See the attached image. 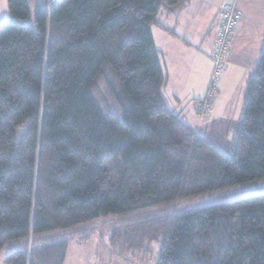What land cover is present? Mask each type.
I'll use <instances>...</instances> for the list:
<instances>
[{
	"label": "trees",
	"instance_id": "obj_1",
	"mask_svg": "<svg viewBox=\"0 0 264 264\" xmlns=\"http://www.w3.org/2000/svg\"><path fill=\"white\" fill-rule=\"evenodd\" d=\"M187 2L7 0L0 250L29 243L8 263L63 264L68 241L43 238L54 230L264 178V49L233 144L165 104L152 25ZM109 240L156 246V264H264V191L129 222Z\"/></svg>",
	"mask_w": 264,
	"mask_h": 264
},
{
	"label": "crops",
	"instance_id": "obj_2",
	"mask_svg": "<svg viewBox=\"0 0 264 264\" xmlns=\"http://www.w3.org/2000/svg\"><path fill=\"white\" fill-rule=\"evenodd\" d=\"M0 1L4 11L0 16L2 22L8 18L9 11L7 0ZM228 2L235 3L241 18L230 40L226 67L228 73L235 72V80L246 83L264 49V0H188L178 11L161 9L159 23L152 25V36L160 51L161 71L165 77L161 89L165 104L198 133L211 129L217 116L220 120L229 115L217 101L220 91L213 99L207 116L198 115L195 111L196 104L207 93L212 72L210 53L217 36L216 11ZM203 60L208 62V66L203 68L204 72L200 69ZM196 116L208 121L199 126Z\"/></svg>",
	"mask_w": 264,
	"mask_h": 264
},
{
	"label": "rangeland",
	"instance_id": "obj_3",
	"mask_svg": "<svg viewBox=\"0 0 264 264\" xmlns=\"http://www.w3.org/2000/svg\"><path fill=\"white\" fill-rule=\"evenodd\" d=\"M2 9L3 3L0 1V16L4 14ZM6 19L4 21H6ZM1 23H3V21H0V24ZM206 42L207 41H205V43ZM205 66H208V62H204L203 60L200 65L202 72H204L203 68ZM225 68L217 86L218 92L220 91L217 101L220 102V105L224 106L223 108H225L229 115L227 117H222L220 120H218L217 116V121H214V124L220 127V129L218 128V132L225 134L227 139L233 144L241 124L240 122L244 112L243 109L247 102L246 83L235 80L236 78L233 75L235 72L230 71L228 73L227 67ZM226 73L228 74L224 76ZM166 101H168V103L170 101L167 96ZM208 112L209 110L207 113ZM196 117L198 118L196 120L199 126L208 121L206 119L202 120L204 117ZM201 133L205 132L201 131ZM220 133L214 135H220ZM205 135H207V133H205ZM260 191H264V178L225 187L224 189H216L213 192L192 195V197L181 198L167 203H159L158 205L149 206L148 208L137 209V211L115 213V215L107 214L95 218L93 221L83 223L77 229L54 230L43 238L48 241L60 239L68 241L67 255L63 264H156L159 248L155 246L154 248L151 247L148 251L131 253L130 251L124 250L117 242L114 245L111 244L109 240L111 233L117 226L129 222L149 219L150 217H158L160 215H171L172 213L180 212L185 209L226 201V199L246 196L247 194L258 193ZM28 248L29 243H26L23 239H16L6 243L5 247L0 250V264H10L7 262L10 256L9 254L17 250H28Z\"/></svg>",
	"mask_w": 264,
	"mask_h": 264
},
{
	"label": "built area",
	"instance_id": "obj_4",
	"mask_svg": "<svg viewBox=\"0 0 264 264\" xmlns=\"http://www.w3.org/2000/svg\"><path fill=\"white\" fill-rule=\"evenodd\" d=\"M217 30L213 48L210 53L212 59V72L209 77L207 93L197 106V113L201 116H207V111L212 105V101L217 94V86L220 76L224 73L227 56L230 51V40L235 35L239 25L241 12L238 11L234 2H228L217 10Z\"/></svg>",
	"mask_w": 264,
	"mask_h": 264
}]
</instances>
